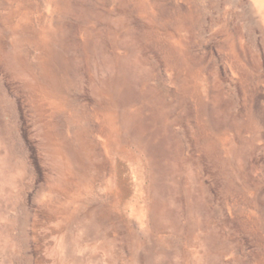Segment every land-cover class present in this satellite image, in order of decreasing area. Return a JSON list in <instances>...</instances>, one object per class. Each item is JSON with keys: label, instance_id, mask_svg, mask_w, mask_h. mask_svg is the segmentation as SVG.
Masks as SVG:
<instances>
[{"label": "rangeland", "instance_id": "1", "mask_svg": "<svg viewBox=\"0 0 264 264\" xmlns=\"http://www.w3.org/2000/svg\"><path fill=\"white\" fill-rule=\"evenodd\" d=\"M0 264H264L258 0H0Z\"/></svg>", "mask_w": 264, "mask_h": 264}, {"label": "bare ground", "instance_id": "2", "mask_svg": "<svg viewBox=\"0 0 264 264\" xmlns=\"http://www.w3.org/2000/svg\"><path fill=\"white\" fill-rule=\"evenodd\" d=\"M258 6L262 10V21L264 25V1L258 0ZM260 56V55H259ZM233 90V89H232ZM237 105V104H236Z\"/></svg>", "mask_w": 264, "mask_h": 264}]
</instances>
